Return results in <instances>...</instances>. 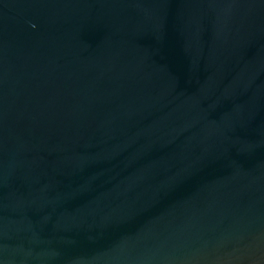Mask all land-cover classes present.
<instances>
[{
	"label": "water",
	"instance_id": "obj_1",
	"mask_svg": "<svg viewBox=\"0 0 264 264\" xmlns=\"http://www.w3.org/2000/svg\"><path fill=\"white\" fill-rule=\"evenodd\" d=\"M0 264H264V0H0Z\"/></svg>",
	"mask_w": 264,
	"mask_h": 264
}]
</instances>
